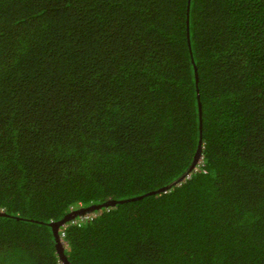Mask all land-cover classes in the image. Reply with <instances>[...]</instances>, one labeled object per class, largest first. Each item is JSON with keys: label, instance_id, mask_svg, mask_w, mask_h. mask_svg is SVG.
Wrapping results in <instances>:
<instances>
[{"label": "trees", "instance_id": "obj_1", "mask_svg": "<svg viewBox=\"0 0 264 264\" xmlns=\"http://www.w3.org/2000/svg\"><path fill=\"white\" fill-rule=\"evenodd\" d=\"M200 144L57 229L71 264H264V0H0V264Z\"/></svg>", "mask_w": 264, "mask_h": 264}, {"label": "water", "instance_id": "obj_2", "mask_svg": "<svg viewBox=\"0 0 264 264\" xmlns=\"http://www.w3.org/2000/svg\"><path fill=\"white\" fill-rule=\"evenodd\" d=\"M189 35H190V32L188 30V34H187L188 40H189ZM189 43H190V41H189ZM200 159H201V144L199 146V150H198L196 156L194 157V160L192 161V163L190 164L188 169L179 177V179L175 180L174 182H172L166 186H163L160 189L149 191L143 195H139V196H135V197H131V198H125V199H121V200L114 199V200H108V201L102 202V203H93L89 206L73 210V211L67 213L62 219L50 223L51 225L54 226V228L56 230V235L58 237L57 246H58V250H59L61 258L65 261L66 264H71L67 255L64 253L63 243L61 242L60 237L58 236L57 229L60 226L65 225L69 220L73 219L77 215H82L85 213L93 212L94 210L100 209L104 206L109 207L111 205H116L118 202L124 203V202H129V201H135V200L144 198L145 196H148V195L156 194V193L161 192V191H167V189H169L173 184L179 183L180 181L185 179L193 171V169L196 167V165L200 161ZM0 214H2V215L6 214L7 215L6 212L0 213Z\"/></svg>", "mask_w": 264, "mask_h": 264}, {"label": "clouds", "instance_id": "obj_3", "mask_svg": "<svg viewBox=\"0 0 264 264\" xmlns=\"http://www.w3.org/2000/svg\"><path fill=\"white\" fill-rule=\"evenodd\" d=\"M201 158H202V148H201ZM200 161H201V159H200ZM200 161H199V162H200ZM199 162H198V163H199ZM198 163H197V164H198ZM196 166H197V165H196ZM187 169H188V168H187ZM187 169H186V170H187ZM194 169H195V168H194ZM194 169H193V170H194ZM191 173H192V172H191ZM191 173H190V174H191ZM190 174H189V175H190ZM189 175H188V176H189ZM188 176H187V177H188ZM148 192H149V191H148ZM145 193H147V192H145ZM145 193H143V194H145ZM143 194H140V195H143ZM156 194H157V193H156ZM152 195H153V194H152ZM136 196H139V195H136ZM148 196H149V195H148ZM133 197H135V196H133ZM145 197H146V196H145ZM128 198H131V197H128ZM141 199H143V198H141ZM138 200H140V199H138ZM135 201H136V200H135ZM80 208H82V207L74 208L73 210L80 209ZM73 210H71V211H73ZM71 211H69V212H71ZM69 212H68V213H69ZM0 213H3V209H2V208H0ZM91 213H92V212L85 213V214H82L81 216H82L83 218H85V217H88V215L91 214ZM65 215H66V214H65ZM65 215H64V216H65ZM64 216H63V217H64ZM74 218H75V217H74ZM61 219H62V218H61ZM57 221H58V220H57ZM69 221H70V220H69ZM54 222H55V221H54ZM62 226H64V225H62ZM60 227H61V226H60ZM60 227H59V228H60ZM59 228H58V229H59ZM58 236L60 237V240H61V236H60L59 233H58ZM61 242L63 243L62 240H61ZM63 247H64V249H65L64 244H63ZM64 253H65V252H64Z\"/></svg>", "mask_w": 264, "mask_h": 264}]
</instances>
